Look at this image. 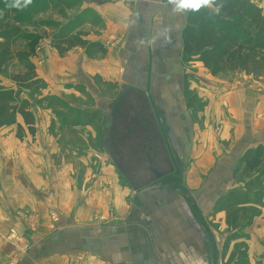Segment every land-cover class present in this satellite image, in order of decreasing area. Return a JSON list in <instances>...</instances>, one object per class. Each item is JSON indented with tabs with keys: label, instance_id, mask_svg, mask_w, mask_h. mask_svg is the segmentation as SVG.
Segmentation results:
<instances>
[{
	"label": "crops",
	"instance_id": "0c3cea01",
	"mask_svg": "<svg viewBox=\"0 0 264 264\" xmlns=\"http://www.w3.org/2000/svg\"><path fill=\"white\" fill-rule=\"evenodd\" d=\"M86 9L100 33L64 56L41 46L32 63L46 87L20 97L34 123L18 116L0 128V264L13 258L12 230L27 248L18 264H229L234 247L224 236L220 253L217 231L233 200L264 187V158L250 169L264 147V80L187 64L188 16L166 17L170 45L138 50L132 41L160 15L150 0H85ZM55 101L85 102V129L67 127ZM262 198L247 226L251 264L264 256Z\"/></svg>",
	"mask_w": 264,
	"mask_h": 264
},
{
	"label": "trees",
	"instance_id": "16d2710c",
	"mask_svg": "<svg viewBox=\"0 0 264 264\" xmlns=\"http://www.w3.org/2000/svg\"><path fill=\"white\" fill-rule=\"evenodd\" d=\"M217 3L222 5L219 16H210L203 9L188 15L182 32L185 62L196 59L214 77L244 72L260 80L264 77V10L250 0H217ZM31 6L25 11L0 6L4 12L0 17V75L8 77L19 88L17 91L0 88V128L16 124L18 116L27 125H33L29 104L21 101V93L34 94L46 87L37 78L32 63L37 55L38 38L25 33L20 26ZM79 35L67 40L71 48L89 46ZM20 42L25 46L21 48ZM19 61L25 63L23 71L11 72ZM263 153L264 147L257 150L250 160L255 165L250 169L260 165Z\"/></svg>",
	"mask_w": 264,
	"mask_h": 264
},
{
	"label": "rangeland",
	"instance_id": "374dc122",
	"mask_svg": "<svg viewBox=\"0 0 264 264\" xmlns=\"http://www.w3.org/2000/svg\"><path fill=\"white\" fill-rule=\"evenodd\" d=\"M250 1L258 6L257 0ZM5 4L6 0H0V6H5ZM25 10L26 9L23 11ZM102 24L103 21L99 18L95 11L85 10V0H33L31 11L26 15L25 21H23V24L20 26L23 28L25 33L34 34L38 38L37 49L45 43H49L51 47L59 51L60 55L64 56L72 49L67 41L69 38L80 34L79 36L86 40V36L88 35L99 34L102 30ZM19 44L21 48L25 46V43L20 42ZM191 61H196V59ZM42 62L43 61H40V63ZM188 63L189 62H187V64ZM24 67L25 63L19 61L16 63L15 67L11 68L10 71L18 73L23 71ZM237 73L232 76H235ZM222 75L229 76L228 74ZM253 79L255 81H261L264 80V77L260 80H256L255 78ZM0 83H3V81H0ZM0 88L5 89V87L1 86V84ZM37 93L29 94L31 95V98H35L33 96ZM53 103L54 105L58 104L60 109H62V112L60 113L62 117L60 119L67 127H75L74 125H76V127H82L85 129V102H81L80 107H75L80 108L81 112L79 113H73L75 108L73 110H69L64 104L56 103V101ZM99 130H101V128H99ZM94 147L100 148L99 144L94 145ZM262 157L264 158V153L262 154ZM242 174L244 175L245 172ZM241 178H243V176ZM244 183V185H246V182ZM254 186L256 190L259 191V195H257L258 198L256 195L252 196L243 194L244 197L239 204L236 203V200H233V205L230 207L227 218V226L224 225V227L219 228L217 231L216 236L219 241H223L224 243L220 253L223 252L224 256H226L224 250L226 241H224V236L228 238L225 249L229 250L231 246L234 247L229 264H251L249 261L251 253L249 248L250 240L247 235V226L254 218V215L260 212L259 208H257L255 204L259 199V201H261L264 195L263 186L258 188L256 185ZM242 203L253 204V206L241 208L238 205ZM13 249L14 255L9 264H12V261L16 260L15 258L20 252L15 247ZM20 249L25 250L27 248L20 246ZM24 252L25 251H22L18 255V262ZM256 264H264V256H262V261Z\"/></svg>",
	"mask_w": 264,
	"mask_h": 264
},
{
	"label": "clouds",
	"instance_id": "9594fccd",
	"mask_svg": "<svg viewBox=\"0 0 264 264\" xmlns=\"http://www.w3.org/2000/svg\"><path fill=\"white\" fill-rule=\"evenodd\" d=\"M150 2L158 5L160 15L157 18V26L151 29L146 36H138L132 41L134 47L138 50H143L149 47H154L157 44L168 46L172 42V26L166 23L168 15L174 16L177 19L186 18L189 13H199L202 9L210 16H219L221 14L222 5L217 3V0H150ZM33 0H6V9H15L23 11L27 9ZM4 12L0 10V17ZM141 13H135V20H128L126 27H131L137 24L140 20Z\"/></svg>",
	"mask_w": 264,
	"mask_h": 264
},
{
	"label": "built area",
	"instance_id": "2783aa9c",
	"mask_svg": "<svg viewBox=\"0 0 264 264\" xmlns=\"http://www.w3.org/2000/svg\"><path fill=\"white\" fill-rule=\"evenodd\" d=\"M38 54L41 53V48L37 49ZM6 239L7 241L11 242L13 244V246L18 249L20 252L24 251V249H20V241L18 238V234L15 230L10 231L7 235H6ZM20 252L17 254V257L15 258V261H12V264H18V255L20 254Z\"/></svg>",
	"mask_w": 264,
	"mask_h": 264
},
{
	"label": "water",
	"instance_id": "95a60500",
	"mask_svg": "<svg viewBox=\"0 0 264 264\" xmlns=\"http://www.w3.org/2000/svg\"><path fill=\"white\" fill-rule=\"evenodd\" d=\"M106 140H108L107 137H106ZM151 170L156 174L157 178H161L162 176L165 175L163 172H161V171L157 168V166H153V164L151 165Z\"/></svg>",
	"mask_w": 264,
	"mask_h": 264
}]
</instances>
